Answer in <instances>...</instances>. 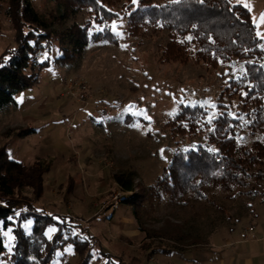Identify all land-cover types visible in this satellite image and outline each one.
<instances>
[{
	"label": "rangeland",
	"instance_id": "1",
	"mask_svg": "<svg viewBox=\"0 0 264 264\" xmlns=\"http://www.w3.org/2000/svg\"><path fill=\"white\" fill-rule=\"evenodd\" d=\"M231 1L247 6L264 49V0ZM31 2L44 17L55 10L49 0ZM7 8L6 2H0V62L16 45ZM86 18L82 11L66 26ZM110 27L117 44L91 42L70 62H51L38 73L36 85L20 91L15 104L0 111V150L6 145L8 158L40 165L43 171L39 200H33L29 188L15 190L9 198L18 202L11 207L15 211L11 221L16 222L18 212L24 210L23 202L31 203L36 211L52 213L57 221L63 219L73 234L92 236L89 264L104 263L100 249L123 264H230L231 257L247 264L242 258L258 249L264 256L261 195L232 198L213 187L207 188V197L201 200L184 196L186 202L175 203L163 195L160 201L143 202L144 230H139L133 215L135 206L119 200L113 204L116 195L142 197L169 163L174 146L163 128L165 119L180 105L202 106L211 119L218 92L229 78L242 72L243 62L233 59L218 67L192 61L160 63L157 47L166 41V31L150 29L137 43L127 36L124 20ZM56 56L53 49L37 59ZM25 129L31 131L16 136ZM238 140L251 142L246 131L239 132ZM179 142L187 150L203 141L188 137ZM121 173H131L132 193L123 192L114 180ZM21 225L28 234L32 220ZM55 229L46 228L45 236L50 238ZM0 238L5 247L0 264H9L13 237L10 227L3 229L1 223ZM174 243L182 246L180 251L173 249ZM76 262V252L66 245L55 251L48 264Z\"/></svg>",
	"mask_w": 264,
	"mask_h": 264
},
{
	"label": "trees",
	"instance_id": "2",
	"mask_svg": "<svg viewBox=\"0 0 264 264\" xmlns=\"http://www.w3.org/2000/svg\"><path fill=\"white\" fill-rule=\"evenodd\" d=\"M49 1L55 10L44 17L31 0H0L8 5L6 15L16 33L15 47L7 50L0 62V111L14 105L20 91L36 85L38 73L51 62L68 63L91 42L117 44L110 27L116 20H124L127 36L137 43L150 29L164 30L166 41L157 47L160 63L192 61L218 67L237 59L243 62V70L221 87L211 119L206 108L199 105H180L165 119L163 128L174 146L169 163L154 184L144 189L142 197L130 194L120 202L135 206L133 215L139 230H144L140 215L143 202L160 201L163 195L175 203L184 201V196L201 200L207 197V188L213 187L232 198L261 195L264 202V49L247 7L231 0ZM82 11L87 14L86 20L66 26ZM53 49L57 52L54 59H37ZM30 131H18L16 136ZM240 131L248 133L250 144L239 142ZM188 137H201L203 142L185 150L179 139ZM5 146L0 150V223L3 229L10 227L13 237L7 262L48 264L57 249L71 245L77 254L75 264H89L93 259L92 236L73 234L71 225L63 219L57 221L52 213L36 211L31 203L23 202L24 210L18 212L16 222L11 221L15 213L11 207L18 202L9 198L15 190L29 188L33 200H39L43 171L40 165L28 166L8 158ZM114 180L123 192H133L131 173L116 174ZM28 219L32 225L26 234L21 224ZM49 226L56 229L47 238L44 232ZM172 246L177 251L182 248L177 243ZM4 252L0 238V258ZM99 253L105 259L103 264H123L102 249Z\"/></svg>",
	"mask_w": 264,
	"mask_h": 264
},
{
	"label": "crops",
	"instance_id": "3",
	"mask_svg": "<svg viewBox=\"0 0 264 264\" xmlns=\"http://www.w3.org/2000/svg\"><path fill=\"white\" fill-rule=\"evenodd\" d=\"M252 231H253V228H252ZM261 238L259 237V238H255V240L256 241H258V240H260ZM240 259L241 258H230L229 259V263L230 264H236L237 262H239L240 261ZM264 260V256H263V254H261L260 252H259V249L258 250H253V254L252 255H245V257H243L242 258V261H246L247 262V264H255V262H259L260 260ZM237 264H239V263H237Z\"/></svg>",
	"mask_w": 264,
	"mask_h": 264
},
{
	"label": "built area",
	"instance_id": "4",
	"mask_svg": "<svg viewBox=\"0 0 264 264\" xmlns=\"http://www.w3.org/2000/svg\"><path fill=\"white\" fill-rule=\"evenodd\" d=\"M118 200L120 201L121 200V198H120V195H116L115 197H114V202H113V204H117V202H118ZM252 230V228H249V231H251Z\"/></svg>",
	"mask_w": 264,
	"mask_h": 264
},
{
	"label": "snow or ice",
	"instance_id": "5",
	"mask_svg": "<svg viewBox=\"0 0 264 264\" xmlns=\"http://www.w3.org/2000/svg\"><path fill=\"white\" fill-rule=\"evenodd\" d=\"M134 2H135V0H134ZM200 2H203V0H200ZM245 7H247V6L245 5ZM114 27H115V26H114ZM257 35L259 36L260 33L258 32ZM262 38H264V37H262ZM189 39H190V38H189Z\"/></svg>",
	"mask_w": 264,
	"mask_h": 264
}]
</instances>
